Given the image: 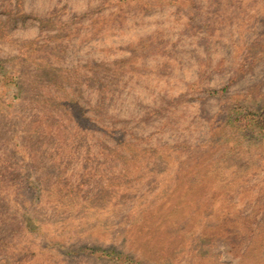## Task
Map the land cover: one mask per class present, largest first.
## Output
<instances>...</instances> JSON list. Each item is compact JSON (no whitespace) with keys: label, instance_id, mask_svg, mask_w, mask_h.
I'll return each instance as SVG.
<instances>
[{"label":"rangeland","instance_id":"rangeland-1","mask_svg":"<svg viewBox=\"0 0 264 264\" xmlns=\"http://www.w3.org/2000/svg\"><path fill=\"white\" fill-rule=\"evenodd\" d=\"M0 264H264V0H0Z\"/></svg>","mask_w":264,"mask_h":264}]
</instances>
